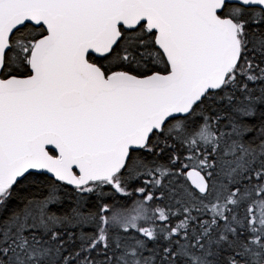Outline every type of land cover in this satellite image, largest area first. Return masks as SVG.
<instances>
[{"label": "snow or ice", "instance_id": "6c2138e0", "mask_svg": "<svg viewBox=\"0 0 264 264\" xmlns=\"http://www.w3.org/2000/svg\"><path fill=\"white\" fill-rule=\"evenodd\" d=\"M0 264H264V0H0Z\"/></svg>", "mask_w": 264, "mask_h": 264}]
</instances>
